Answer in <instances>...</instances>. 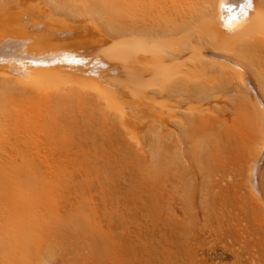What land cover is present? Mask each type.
<instances>
[{
  "label": "bare ground",
  "instance_id": "1",
  "mask_svg": "<svg viewBox=\"0 0 264 264\" xmlns=\"http://www.w3.org/2000/svg\"><path fill=\"white\" fill-rule=\"evenodd\" d=\"M160 1L167 4L161 25L139 23V27L150 30L148 33H114L111 28L115 21L103 11L98 16L87 5L67 0H0V191L9 196L7 202L10 196L15 199V212H20L26 226L34 223L31 218L46 226L52 209L64 210L63 183L70 167L82 177L81 165L90 169L94 151L100 153L102 136L114 137L123 151L128 150L129 141L118 137L122 126L136 150L130 151L132 163L119 173L113 171L112 179L117 182L130 176L137 183L145 178H164L159 189L161 227L164 237L169 230L176 233L181 223L177 216L181 214L175 199L182 193L188 197L192 194L188 185L183 186L201 164L191 155L185 138L189 124L185 114L214 112L212 104H221L227 94H235L240 104H246V111L262 121L248 184L257 207L264 211V188L258 174L264 159V79L262 83L258 79L264 50L260 60L256 55L260 52L257 41L264 39L263 35L256 37L257 31L264 30L263 0H250V7L248 0L240 4L197 0L184 8L180 18L174 14L175 0ZM206 44L221 51L237 49L239 55L221 51L205 54ZM254 48L258 52L253 57L258 61L250 60L257 64L252 68L241 55ZM201 53L208 57L205 65L184 67L186 57L196 59ZM72 57L84 62H70ZM208 64L215 68L212 73ZM210 73L225 82L224 91L215 87L218 92H213L200 79L194 80ZM203 79L208 82L207 77ZM69 86L96 96L104 111L90 108V97L69 95ZM202 88L206 89L205 98L184 99ZM103 143L111 152L109 140ZM215 151L208 146L212 164H217ZM196 152L201 162L202 148L197 147ZM114 154L110 153L111 162L118 158ZM221 155L225 157L223 152ZM145 158L153 164L145 166ZM11 179L14 184H10ZM18 179L23 185L16 183ZM194 189L198 209L196 203L188 204L187 196L184 203L188 208L182 207L193 220L200 210L205 215L208 208L203 187L194 185ZM15 239L30 242L33 237L27 233Z\"/></svg>",
  "mask_w": 264,
  "mask_h": 264
},
{
  "label": "rangeland",
  "instance_id": "2",
  "mask_svg": "<svg viewBox=\"0 0 264 264\" xmlns=\"http://www.w3.org/2000/svg\"><path fill=\"white\" fill-rule=\"evenodd\" d=\"M67 1L77 5H87L98 16L101 14L99 11H103L115 21L111 28L114 33H148L149 29L141 28L138 24L150 22L159 26L167 13V4L160 0ZM225 1L229 4L243 2V0ZM196 2L197 0H175L173 2L176 5L175 16L180 18L184 8ZM257 32L261 34H256ZM257 32L256 37L264 36V30ZM259 41L257 46L260 48L253 44L257 49H248V53L247 50L242 52L243 60L249 62L252 60L253 63V60L260 57V53L264 50V48L261 50L264 39L263 43ZM205 48L207 50L205 54L209 52L214 55L215 52L221 51L209 44H206ZM182 49L180 48L179 51ZM255 51L259 54H256V58L253 57ZM221 52L239 55L237 49L232 51L224 49ZM263 52L261 57L264 59ZM204 53L195 57L196 59L192 56L186 57L184 67L200 68L205 65L208 57L204 56ZM252 63L250 62L252 68L257 66L256 61H254L256 65ZM262 65L264 62L261 68L255 67L260 69L261 74L258 72L259 69L255 70L257 75L261 76L258 78L259 82L261 78L264 79ZM206 66L211 73L215 70L211 64ZM211 73L209 75L212 76L211 78L208 75H200L194 80L200 79L199 81L208 85L213 92H218L215 91L216 88L224 91L221 89L225 87V82L221 81L218 75ZM202 77L207 79L209 77L208 82L205 81L206 79L202 80ZM262 84H260L261 89L263 88L264 91V82ZM228 87L226 86L227 89ZM203 89L186 94L184 99L205 98L207 93H205L206 89ZM68 92L69 95L77 94L80 98L90 97V108H95L99 112L104 111L103 103L81 88L69 86ZM223 97L221 104L216 102L212 104L214 112L185 114L189 121L185 138L189 141L191 155L201 164L198 166L199 172L197 168L193 177L188 178L183 186L185 188L188 185V188L192 189L189 195L192 194L188 197V194L182 193L183 200L180 195L175 199L181 214L177 216V221L181 223L176 233L169 230L167 237H164L161 227V197L159 198L161 190L159 189L162 188L161 182L163 183L164 178L160 181L159 178L154 177L155 182L152 178L153 181L145 178L143 182L137 183H133L130 176L126 180L121 177L117 182L112 179L113 171L119 173L132 163L129 157L130 151L136 150L133 141L120 126L118 137L129 141L128 150L123 151L114 142V137L106 134L102 136L99 142L100 153L94 151L90 169L86 164L81 165L82 177L70 167V174L65 179L67 181L63 183V190L66 188L63 191H66L64 195L62 194L65 208L61 211L52 209L46 226H42L41 223L38 225L39 221L34 218L30 220L34 223L29 227L26 226L20 212H15V199L10 196L12 201L7 202L9 196L0 191V264H264V211L257 207L248 184L250 161L256 156L262 121L256 119L254 114L250 115L246 111V104H240L235 94H227L225 101ZM66 105L70 107L69 101ZM108 140L111 152H108L109 149L103 143ZM149 143L153 150L157 148L153 140ZM208 146L216 150L217 164L210 162L212 159L208 157ZM197 147L202 148L204 152L201 162L196 152ZM221 152L225 155L224 158ZM110 153H115L113 157L118 156L113 162L110 161ZM151 161L150 158L143 160L145 166L153 164ZM260 167L259 180L264 188V159ZM160 168L161 178L163 174ZM9 181L10 184L14 182L13 179ZM16 183L23 185L24 182L18 179ZM194 185L203 187L205 191L203 198L208 208L205 215L200 210L198 217L193 220L183 213L182 207L188 208L184 203L188 198V204L189 201L192 205L196 203L198 209L199 198H195L197 202L193 199L196 195ZM27 233L33 237L30 242L23 240L19 242L15 239L16 235L20 237ZM173 234H175L174 238H172Z\"/></svg>",
  "mask_w": 264,
  "mask_h": 264
},
{
  "label": "snow or ice",
  "instance_id": "3",
  "mask_svg": "<svg viewBox=\"0 0 264 264\" xmlns=\"http://www.w3.org/2000/svg\"><path fill=\"white\" fill-rule=\"evenodd\" d=\"M248 4H249V7L251 6V3H250V0H248ZM221 7H228L227 5L225 4H222ZM228 10L231 11V8L228 7ZM236 17H232V19H235ZM70 62H75V63H82L84 61H82L81 59L79 58H76V57H72Z\"/></svg>",
  "mask_w": 264,
  "mask_h": 264
}]
</instances>
